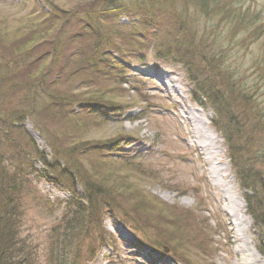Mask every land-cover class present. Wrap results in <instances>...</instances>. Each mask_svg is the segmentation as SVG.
Returning a JSON list of instances; mask_svg holds the SVG:
<instances>
[{
    "label": "trees",
    "instance_id": "16d2710c",
    "mask_svg": "<svg viewBox=\"0 0 264 264\" xmlns=\"http://www.w3.org/2000/svg\"><path fill=\"white\" fill-rule=\"evenodd\" d=\"M42 1L52 9L43 20L47 18L57 35L53 32V44H47L52 46L49 51L37 54L46 44L40 40L18 52L11 58L14 62H1L4 66L0 68V78L8 87L6 91L0 89V103L13 93L17 94L18 104L25 95L24 108L10 109L12 116L5 120L10 119L11 125L7 128L28 137L33 161L43 168H32L34 173L39 172L48 183L65 190L69 198L61 205L52 202L49 192L39 195L26 182L28 171L22 155H17L19 165L10 168L17 150L6 145V132L0 131V264H84L104 238L100 220L109 208L121 212L143 230L149 229L141 224L137 216L140 209L131 199L117 191L111 194L105 185L98 189L90 171L93 161L100 167L107 166V174L113 162L137 167L133 157L116 153L121 151L117 139L99 145H76L64 131L61 141L51 132V125H65L73 136L95 123L97 114L90 107L99 99L94 94L121 89L128 74L123 57L141 61L151 45L155 57L181 64L185 78L193 84L194 98H203L213 111L212 125L227 144L235 177L245 192L248 213L263 235L257 249L264 255V103L258 94V83H247L245 70L227 60L231 54L224 50L219 34L210 24L214 20L226 23L230 33L252 27L255 31L248 32L249 37L261 24L256 20L257 12L241 8L243 1L238 4L232 0H177L178 6L175 0H97L92 4L79 0L69 9L59 7L53 0ZM124 15L135 18L122 22ZM15 78H20V83ZM77 82L85 88L87 98L75 92ZM38 88L42 90L40 96ZM43 101L47 103L41 105ZM76 105L79 109L75 111L72 107ZM27 118L36 124L51 155L40 150L19 126ZM256 164L262 168L257 169ZM37 200H42L49 211L54 206L60 209L58 219L48 227L43 249L21 236L26 215ZM166 216L167 222L173 219ZM35 228L38 230V226ZM185 235L187 241L192 240L188 231ZM189 252L186 249V254Z\"/></svg>",
    "mask_w": 264,
    "mask_h": 264
},
{
    "label": "rangeland",
    "instance_id": "374dc122",
    "mask_svg": "<svg viewBox=\"0 0 264 264\" xmlns=\"http://www.w3.org/2000/svg\"><path fill=\"white\" fill-rule=\"evenodd\" d=\"M78 1L53 0L65 9L71 8ZM88 1L91 4L97 2H86ZM232 1H238V4L243 1L244 4L239 5L241 8L257 12L256 20L261 23L258 31L248 37L247 33L254 32V28L251 27L248 31L240 28L235 33L231 31V34L226 23H215L214 20L210 24L214 25L219 34L224 50L231 54L227 60L231 59L233 66L245 70L247 83L252 80L258 83V94L264 103V0ZM175 4L178 6L177 0ZM51 11L49 5L42 0H0V64L2 61L12 60L18 52H24L28 46L35 45L36 41L41 40L46 43L44 45L53 44L51 37L56 32L47 23V18L43 20ZM134 18L124 15L121 21L128 23ZM31 31L34 32L30 33ZM44 45L37 54L45 49L49 51L52 47ZM123 60L128 74L121 89L94 94L99 99V102L91 103L90 107L97 114L95 123L75 132L73 136L72 130L65 129V125H51V132L58 135L61 141L64 139L60 135L64 131L69 139L73 137L72 141L76 145H99L117 139L122 149L116 153L126 154L137 162L134 169L127 168L120 162L110 163L112 165L108 167L111 173L107 174V166L100 167L93 161L90 171L98 189L105 185L112 190L111 194L117 191L131 199L140 209L137 216L141 218V224L149 229L143 230L126 219L121 212L109 208L100 220L104 238L97 243L94 255L88 257L84 264H241L239 253L234 251L236 238L231 230L230 218L224 210V187L213 183L209 171L213 164L221 167L225 175L224 184L242 198L231 169L226 144L210 124L212 111L198 96L193 100L192 84L184 77L181 64L155 57L152 45L143 60L138 61L132 57H123ZM3 66L1 64L0 68ZM11 70L14 73V69ZM15 81L20 83V78H15ZM3 82L0 78V89L6 91L8 85ZM80 85L81 82L75 84V92L78 91L81 97L87 98L85 88L79 87ZM37 93L40 96L42 90L38 88ZM16 97L17 94L12 93L8 95L7 100L11 99L8 104L7 100L0 103V131L6 132L3 136L6 145L17 150L9 167H17V155H22L20 158L28 171L26 182L38 193H42L50 189L47 186L50 183L39 172L33 171H41L43 168L40 163L33 161L28 138L18 130L14 132L7 128L11 122L10 119H5L12 116L14 109L24 108L25 95H21L18 104L19 99ZM46 103L47 101H43L41 105ZM114 103L119 106H107L115 105ZM3 107L13 110L7 111ZM72 109L76 111L79 106H73ZM198 112L202 119L207 120V130L215 132L219 160L205 158L202 149L195 143L189 116H199ZM23 125L38 145H45L35 135L36 124L31 119L27 118L19 126ZM44 149L47 154L51 153L47 147ZM256 166L257 169L262 168L261 164ZM79 170L82 171L81 168ZM50 191L60 199L64 197L63 192L55 188ZM41 202L36 201L34 209L27 213L21 236L26 238V242L32 241L33 245L43 249L48 227L58 219L60 209L54 206L49 211ZM58 202L64 205L63 202ZM245 214L247 235L250 237L251 247L256 250L258 239L263 235L258 227L252 225L246 211ZM166 215L173 219L167 222ZM35 226H38V230ZM187 231L192 237L190 241L186 239ZM156 244H163L172 251L171 257L167 252L157 250ZM186 249L190 254H186Z\"/></svg>",
    "mask_w": 264,
    "mask_h": 264
},
{
    "label": "bare ground",
    "instance_id": "6f19581e",
    "mask_svg": "<svg viewBox=\"0 0 264 264\" xmlns=\"http://www.w3.org/2000/svg\"><path fill=\"white\" fill-rule=\"evenodd\" d=\"M169 81V80H168ZM199 116L190 114V124L196 138L195 143L202 149L205 158L210 160H219L220 152L218 145L216 146L217 137L210 129L207 130V120L202 119L201 113ZM192 117V118H191ZM222 168L216 164L211 165L209 171L213 183L216 186H223L224 189V210L230 218V225L234 231L236 238L234 251L239 253L241 264H264L258 252L251 247L250 237L247 235L245 204L237 193H233L226 184H224Z\"/></svg>",
    "mask_w": 264,
    "mask_h": 264
}]
</instances>
